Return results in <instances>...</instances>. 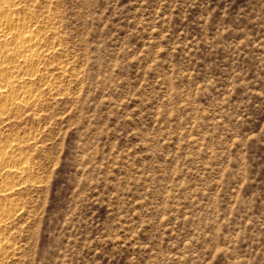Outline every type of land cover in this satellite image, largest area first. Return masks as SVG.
Listing matches in <instances>:
<instances>
[{
	"label": "rangeland",
	"instance_id": "rangeland-1",
	"mask_svg": "<svg viewBox=\"0 0 264 264\" xmlns=\"http://www.w3.org/2000/svg\"><path fill=\"white\" fill-rule=\"evenodd\" d=\"M23 5L54 49L0 120L2 264H264V0Z\"/></svg>",
	"mask_w": 264,
	"mask_h": 264
},
{
	"label": "bare ground",
	"instance_id": "bare-ground-1",
	"mask_svg": "<svg viewBox=\"0 0 264 264\" xmlns=\"http://www.w3.org/2000/svg\"><path fill=\"white\" fill-rule=\"evenodd\" d=\"M0 1V120H4L12 107L37 105L40 93L39 89L33 86L47 82L49 76H46L42 69L46 67L47 57L53 53L54 46L48 34L40 28V20L36 15L25 16L19 13L20 8L26 7L23 5V0ZM37 83L39 84L36 85ZM8 155L2 157L0 175H19L25 172V166L14 158L16 155L14 157ZM13 187L8 184L3 185L0 189L2 193L0 198L2 196V199L6 198ZM2 201H0V234L14 214L4 204L1 205ZM2 239L0 236V242ZM3 254L0 249V264L3 261Z\"/></svg>",
	"mask_w": 264,
	"mask_h": 264
}]
</instances>
